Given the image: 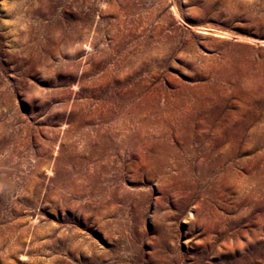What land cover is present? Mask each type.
<instances>
[{
  "label": "rangeland",
  "instance_id": "1",
  "mask_svg": "<svg viewBox=\"0 0 264 264\" xmlns=\"http://www.w3.org/2000/svg\"><path fill=\"white\" fill-rule=\"evenodd\" d=\"M0 264H264V0H0Z\"/></svg>",
  "mask_w": 264,
  "mask_h": 264
}]
</instances>
